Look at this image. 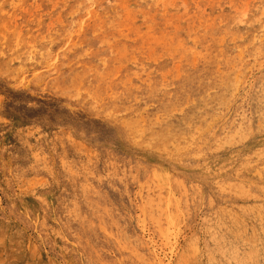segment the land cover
I'll use <instances>...</instances> for the list:
<instances>
[{"label":"rangeland","instance_id":"obj_1","mask_svg":"<svg viewBox=\"0 0 264 264\" xmlns=\"http://www.w3.org/2000/svg\"><path fill=\"white\" fill-rule=\"evenodd\" d=\"M160 261L264 264V0H0V264Z\"/></svg>","mask_w":264,"mask_h":264},{"label":"bare ground","instance_id":"obj_2","mask_svg":"<svg viewBox=\"0 0 264 264\" xmlns=\"http://www.w3.org/2000/svg\"><path fill=\"white\" fill-rule=\"evenodd\" d=\"M244 15H246V11L244 12ZM154 257H155V256H154ZM152 258H153V257H152ZM155 258H156V257H155ZM153 261H154V260H153ZM157 262H158V261H157ZM157 262H156V263H157ZM160 263H161V261H160ZM161 264H162V263H161Z\"/></svg>","mask_w":264,"mask_h":264}]
</instances>
